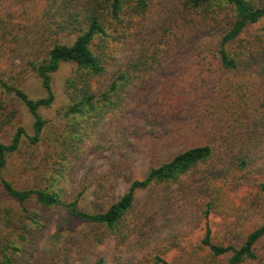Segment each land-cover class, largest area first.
I'll return each mask as SVG.
<instances>
[{"label":"trees","instance_id":"obj_1","mask_svg":"<svg viewBox=\"0 0 264 264\" xmlns=\"http://www.w3.org/2000/svg\"><path fill=\"white\" fill-rule=\"evenodd\" d=\"M263 20L264 0H0V187L17 204L3 209L11 230L1 264L38 263L28 256L56 209L88 225L97 246L113 241L112 264H174L166 254L184 247L194 217L206 220L210 264L259 261L264 222L236 246L214 241L210 217L228 207L234 169L264 174ZM64 64L72 72L57 111L62 131L51 140L43 110ZM29 79L41 96L25 89ZM136 144L152 163L147 175L131 173L117 200L98 182L93 209L83 206L85 160ZM161 144L182 150L155 164ZM19 174L29 176L22 183ZM182 200H201V212L180 214ZM123 246L126 257L117 256ZM63 252L60 264H110V254Z\"/></svg>","mask_w":264,"mask_h":264},{"label":"rangeland","instance_id":"obj_2","mask_svg":"<svg viewBox=\"0 0 264 264\" xmlns=\"http://www.w3.org/2000/svg\"><path fill=\"white\" fill-rule=\"evenodd\" d=\"M260 25L264 26V20ZM71 72L72 65L64 64L59 72L55 74L54 88L57 99L51 108L43 110L44 116L51 121L46 131L51 140L62 131L57 111L66 102L63 87ZM25 89L33 97H39L43 94L39 83L34 79H29L25 83ZM23 118L25 124L31 129V116L23 111ZM46 150L50 149L42 148L41 151L44 153ZM181 150V147H169L161 144L155 154L156 157L154 156V163L161 164L169 161ZM146 152V147L136 144L115 154L106 152L102 158L91 156L85 160L78 177L80 180H84L83 183L89 185L90 189L84 194L82 205L93 209V190L97 183L101 181L106 185L107 199L117 200L125 194L129 187L127 180L131 173L138 179H143L147 175L152 163ZM27 176L29 175L19 174L22 183L25 182ZM19 177L17 176V180H19ZM30 177V179H33V176ZM260 182H264V174H260L257 170H240L236 168L232 171L227 182L229 187L227 193L228 207L224 210V213L214 214L210 217L215 242L238 246L248 233L264 222V191L260 188ZM146 197V192H140L138 202L144 201ZM192 202L182 200L177 210L180 214L195 216L196 213L201 212L198 205L202 202L201 200H199V204L196 200ZM8 207L16 208L17 204L6 197L0 187V249L4 245L5 237L11 230L7 225L3 210ZM49 217L50 220L36 239L40 251L36 252L34 257L28 256V259L33 261H35L37 255L40 256L39 262L33 264H60L58 255L62 256L61 251L64 250L65 252L68 247L92 259L110 254V264H112V256L116 254L113 241L109 240L104 245L97 246L85 235L90 230L89 226L70 217L60 209L54 210ZM205 225L206 220H199L198 217H194V222L190 224L187 231L188 235L185 238V243H183L184 247H172L173 249L166 254L168 260L174 264H210L209 250L201 244L205 234ZM161 235L167 237V240L164 239L163 242H160V246L163 247L166 243L170 244L167 233L162 232ZM129 247H133V245ZM127 248L123 246L117 251V256L126 257ZM257 253L259 261L252 264H264V238L257 244ZM145 254L146 251L136 255L137 258L143 259ZM227 259L228 256L211 264H226ZM16 264L32 263H28L26 260H17Z\"/></svg>","mask_w":264,"mask_h":264}]
</instances>
